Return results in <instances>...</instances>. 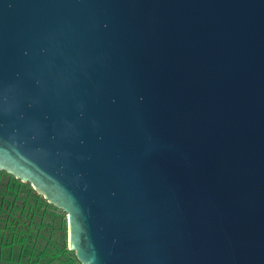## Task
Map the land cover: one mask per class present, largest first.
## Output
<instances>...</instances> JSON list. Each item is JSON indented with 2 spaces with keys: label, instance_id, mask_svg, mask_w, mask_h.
<instances>
[{
  "label": "water",
  "instance_id": "95a60500",
  "mask_svg": "<svg viewBox=\"0 0 264 264\" xmlns=\"http://www.w3.org/2000/svg\"><path fill=\"white\" fill-rule=\"evenodd\" d=\"M0 171L81 264H264V0H0Z\"/></svg>",
  "mask_w": 264,
  "mask_h": 264
},
{
  "label": "rangeland",
  "instance_id": "374dc122",
  "mask_svg": "<svg viewBox=\"0 0 264 264\" xmlns=\"http://www.w3.org/2000/svg\"><path fill=\"white\" fill-rule=\"evenodd\" d=\"M29 187L32 189L31 185ZM32 196L38 201L33 216L32 210L29 211L33 219L29 226V237L26 241L20 240L16 245L5 246L7 242L5 233L4 241L0 244V264H81L75 252L70 251L68 247L67 213L50 204L37 192H31L30 200ZM38 203L40 208L37 206ZM2 212L3 217L9 214L7 210ZM39 212L44 213L41 229L38 227L41 221L38 217Z\"/></svg>",
  "mask_w": 264,
  "mask_h": 264
},
{
  "label": "flooded vegetation",
  "instance_id": "af4514ba",
  "mask_svg": "<svg viewBox=\"0 0 264 264\" xmlns=\"http://www.w3.org/2000/svg\"><path fill=\"white\" fill-rule=\"evenodd\" d=\"M29 184L17 179L15 176L0 171V244L4 241L5 233L7 242L5 246L16 245L20 240L26 241L29 237L30 222L36 208V199L31 192L36 193L34 188ZM33 190V191H31ZM44 198V197H43ZM32 201V203H30ZM37 206L40 208V204ZM2 210H7L9 214L2 216ZM32 210L30 217L29 211ZM44 213L39 212L41 221L38 223L39 229L43 226ZM17 231V233H15Z\"/></svg>",
  "mask_w": 264,
  "mask_h": 264
}]
</instances>
